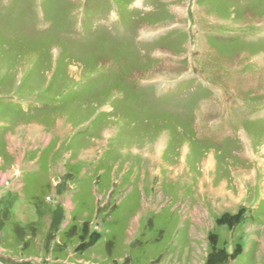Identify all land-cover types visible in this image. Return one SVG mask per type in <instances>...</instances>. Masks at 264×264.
<instances>
[{"label": "rangeland", "instance_id": "obj_1", "mask_svg": "<svg viewBox=\"0 0 264 264\" xmlns=\"http://www.w3.org/2000/svg\"><path fill=\"white\" fill-rule=\"evenodd\" d=\"M0 264H264V0H0Z\"/></svg>", "mask_w": 264, "mask_h": 264}, {"label": "bare ground", "instance_id": "obj_2", "mask_svg": "<svg viewBox=\"0 0 264 264\" xmlns=\"http://www.w3.org/2000/svg\"><path fill=\"white\" fill-rule=\"evenodd\" d=\"M176 12V11H175ZM263 57V56H262ZM59 123H61L60 121H59Z\"/></svg>", "mask_w": 264, "mask_h": 264}]
</instances>
